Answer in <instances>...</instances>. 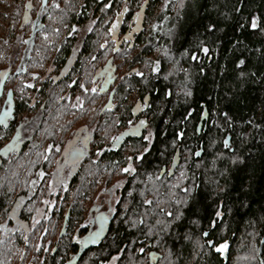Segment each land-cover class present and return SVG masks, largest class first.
<instances>
[{
	"label": "trees",
	"instance_id": "obj_1",
	"mask_svg": "<svg viewBox=\"0 0 264 264\" xmlns=\"http://www.w3.org/2000/svg\"><path fill=\"white\" fill-rule=\"evenodd\" d=\"M142 1L132 0L131 12L124 22L127 24L138 16L137 23L141 25L136 28L138 36L135 41L141 47L133 57H123L128 51L120 49L118 59L140 63L143 53H146L148 63L154 65L151 72H146L149 65L144 68L138 65L142 76L126 75L121 79L116 102L122 108L119 130L134 116L136 106L142 104V115L150 128L151 144L144 152L142 147L146 141L143 137H134L130 139L129 146H121L118 153L111 156L113 158H108L109 163L105 166L111 168L113 159L120 162L125 159L124 165L127 166L126 159L131 154L141 157L140 162H135L134 178L120 176L125 182L120 190L121 197L125 195L127 198L126 208L120 216L118 208L111 213L108 231L99 246L83 251L71 260V264H103V255L107 257L121 250L125 255L128 248L135 246L144 249L139 252L140 256L147 250L152 252L153 258L150 260L148 257V264L162 263L167 251L168 264H264V0H187L183 5L178 0H150L141 14L137 10ZM120 2L122 5L123 1ZM79 4L77 0L61 1L56 10L61 16L60 22L55 24L50 20L51 11L43 21L41 30L53 33L57 26V33L64 38L60 44L62 48L74 44L76 36L73 34L77 30L71 29H78L74 24L83 21L79 20ZM253 17L257 23L255 29L251 27ZM63 23L69 25L67 30H63ZM147 24L148 34L144 35L142 26ZM96 29L88 32L84 50L88 49L93 57L97 54L107 56L109 51L99 47L105 37L95 33ZM40 42L34 38L33 50H38L39 54L28 57H36L39 63L51 55L57 64L68 52L62 48L56 51L54 44ZM155 48L158 53L153 55ZM202 48H207L208 52ZM157 61L159 69L153 73L152 68ZM240 61L244 63L240 64ZM83 69L82 61L77 58L73 70L80 75ZM41 77L36 93L43 99L38 100L36 120H30L31 112L29 115L17 114L24 113L25 109L30 111L26 98L12 103L17 125L24 123L25 130L31 128L35 132L33 138L19 143L18 153L13 156L18 157L26 172L12 182L19 187L18 191H11L12 194L25 193L35 181L34 177L47 172L48 163L42 160L51 154L48 142L57 145L62 139V133L51 120L53 115L57 111L59 117L69 115L61 127L64 129L72 121L85 116L83 111L88 110V100L98 96L97 92L82 89V82L66 91L67 85L53 84ZM22 81L19 79L16 84L20 85ZM84 85L90 89L87 83ZM127 87L135 89L138 97L135 103L132 100L125 103ZM9 91L13 95V88ZM94 113H87L86 118L96 117ZM205 114L207 120L202 122L197 133V122ZM14 131L13 126L7 129L10 134ZM226 139L228 147H225ZM126 148L129 149L127 152ZM199 148L201 154L197 157L194 152ZM175 151L179 152L180 164L183 159L188 158L189 161L185 162L181 179L184 182L171 186L169 182L178 169L174 170L173 176L162 179L157 178V171L160 166L168 165ZM92 166L94 168L95 164ZM147 168L154 177H146ZM107 172L105 179L113 173L112 169ZM46 190L47 185L39 186L33 195L36 199L28 200L20 208L21 218L31 228L23 225L21 229L18 227L5 235L0 232V238H25L32 236L39 227L45 229L48 219L39 218V210L46 213L47 206L43 204ZM154 196L159 197L161 204H155L157 199ZM4 197L10 198L8 195ZM145 200L150 203L145 204ZM77 203H73L70 214L78 210ZM9 207L5 203L2 209L7 212ZM217 211L221 213L219 217L215 215ZM169 212L173 216H168ZM176 214H180L179 220L175 219ZM33 218L39 223L34 224ZM212 222L214 225L209 227ZM204 231L210 233L206 238L202 236ZM206 239L212 240L214 246L227 243L226 261L214 246L205 244ZM21 242L22 247H31L32 243L26 245ZM253 252L254 262L248 256ZM29 254L30 261L35 263L37 255L34 249L29 250ZM235 256L242 257L241 262H233Z\"/></svg>",
	"mask_w": 264,
	"mask_h": 264
},
{
	"label": "flooded vegetation",
	"instance_id": "obj_2",
	"mask_svg": "<svg viewBox=\"0 0 264 264\" xmlns=\"http://www.w3.org/2000/svg\"><path fill=\"white\" fill-rule=\"evenodd\" d=\"M29 0H22V4H18L16 7V15L19 17L20 21V27L24 29L25 27H28L30 29V37H31V45L28 49H33V43L34 38L36 34L44 27V20L51 11V17H56V10L58 7H55L54 5H58L61 1L65 0H47L44 3V7L41 8V2L42 0H30L31 1V8L29 11V15L26 18L25 22L23 21V15L26 8V3ZM123 4L121 5L120 0H81L78 8L79 12V20H83L81 23L74 24V26H78V29L76 33L73 35H77V32L80 28L81 32V40L78 41L77 36L74 41V44L71 45L69 48H62V45L56 46V51L60 50L61 48L63 50L68 49V52L66 55L63 56V60L59 61L57 64L54 63V65H51L50 68L47 70L46 74L42 76V80L51 81L53 84L56 83H63L67 85L66 91L70 90L72 86L76 83H84L88 84L90 89L95 87L96 92L98 93V99L101 100L99 108L96 110V117L91 116L90 119L86 118L87 115V109L83 111L85 116L80 117V119H77L76 121H72L67 127L64 129L60 128L59 133H62L60 137H62L61 142L57 145H54L53 142H48L49 150L53 157H51V154L48 158H44L42 160L46 161L48 163L46 169L47 172H43L41 174H38L35 178V181L31 183V188L26 190V192L19 191L16 194H13L12 197L6 198L4 196H0V232L2 231V228L6 225L8 228H11L10 231L17 229L20 227L22 228L23 225H26V227L29 229L31 226L28 225V222L24 221L20 216V208L28 201H34L36 199H33V195H35L38 192V187L47 185L46 193L44 194V197L51 196L54 203H57L58 208L61 209V206L63 202L67 204L66 212H71L72 207V196L74 195H80L84 196L86 195V187H87V181L93 180L98 181L99 179L102 180L104 177V173H106L107 170L112 169L111 176L114 175L119 176V179H117L115 182H113L110 185L111 189H113V194L120 193L121 194V187L124 185V178H120L121 175H125L126 179L129 177L136 176V163L140 162V159H136L134 154H131V160L128 158L126 159L127 166L124 165L125 159H123L121 162L117 159H113L111 161V164L113 166L106 167L105 164H107L108 158H113L114 154H117L120 150V147L124 146L125 144H129L130 139H135L134 137H144L150 135V128L147 124V121L145 117L142 115V104H138L135 108L134 116L132 118H129V121L126 123V125L119 130V117H120V111H122V108L117 106L118 102H116V92L118 91V85L121 79H123L126 75L129 77H132L136 74V72H139V62L136 61H128V60H119L118 59V52L120 49H123L125 51H128L127 54L123 57H133L134 55L130 56V53L133 51L138 50L141 46L139 44H136L135 41L136 36H138V33L136 32L137 26L140 24V22L137 23V17H133L127 24L124 23L125 19L128 17L129 13L131 12V2L132 0H122ZM150 0L146 1L143 0L138 7L137 12L142 14V11L146 10V3H148ZM107 5V7H106ZM125 9H127L125 11ZM118 13H122V15H118ZM145 14V13H144ZM143 14V15H144ZM54 22V21H53ZM144 22L146 23V19L144 18ZM57 24V22H54ZM66 28H69V25L67 23ZM80 24V25H79ZM113 24L116 25V27L113 29ZM141 25V24H140ZM125 26L127 28H125ZM147 25L142 26V33L144 35L148 34V28ZM95 27L98 28L95 33H98L100 37L103 38L100 42V45H104L103 48L100 47L103 51H109V55L103 56V55H95L94 57L92 54L87 52V50H84L83 43L85 42L86 36L88 32H91L95 30ZM57 28V26H56ZM55 28V29H56ZM112 29V31H110ZM55 31V30H54ZM23 34L17 35L15 37L14 42L16 44H19V49L22 47L23 41ZM100 38V39H101ZM27 39H25L26 42ZM79 42L78 44H76ZM28 47V46H27ZM26 47V49H27ZM22 50V49H21ZM141 50V49H140ZM90 53V54H89ZM96 54V53H95ZM29 57V55L27 56ZM23 58V57H22ZM62 58V57H61ZM80 58L82 61V66H84V69L82 70L81 74L79 75L77 71H74V65L76 62V59ZM148 67L146 72H151V66H153V63H148ZM25 71V68L21 72ZM17 73L18 71L15 70ZM11 67L2 68L0 69V79L3 78L5 80L4 87H6L8 78L12 75ZM4 89V88H3ZM9 89V88H7ZM126 94L124 96V100H132L137 101L138 97L136 96L137 93L134 88L127 87V90L125 91ZM3 90H0V96H2ZM14 93L13 95L10 94V91L7 90L6 95L4 96L3 101L0 103V164L3 163L8 164L11 162V154H7L8 150H13V156L18 153L19 143L24 141V139H29L30 137H34L33 133L34 130L32 129H24V123L18 124V120H15V111L14 106L12 103L14 102ZM37 93H35V97L31 99L29 102L30 106V112L32 111L30 120H33L38 117L39 115V108H38V100L36 98ZM137 97V98H136ZM132 108L135 106L131 105ZM131 110V108H130ZM200 119V118H199ZM36 120V119H35ZM80 120V123H77V121ZM207 119L205 118L202 122L205 123ZM140 121H144V124H140ZM199 121V120H198ZM17 122V123H16ZM198 123V122H197ZM112 124V125H111ZM202 125V123H201ZM14 127L15 131L13 132L12 136H10L9 139H7V129L9 127ZM197 126V125H196ZM26 128V127H25ZM63 130V131H62ZM197 132V131H196ZM35 133V132H34ZM16 136V137H15ZM151 137V135H150ZM146 141V140H144ZM149 141V142H147ZM142 150L144 151L145 148H149V145L151 144L150 139L147 140ZM228 143V142H227ZM52 146V149H51ZM79 149L82 152L81 157L78 160H75L73 163H70L71 154L73 153L74 149ZM201 149L199 148L194 152V155L196 152ZM54 152V153H53ZM145 152V151H144ZM176 152V151H175ZM8 155V156H7ZM174 155V154H173ZM200 156V155H199ZM197 156V157H199ZM173 157V156H172ZM172 157L166 167L160 166L157 171V178L162 179L166 176L171 177L174 174V171L172 175L168 174V168L170 166ZM15 160H18V157H14ZM93 164H95L93 168ZM180 164V160L178 165ZM131 165V168L134 169V171L130 172H123L121 169L129 167ZM178 165L175 167V169L178 167ZM174 169V170H175ZM147 173L145 174L147 178L154 177V173L151 172L150 168H147ZM92 173L91 176L88 177V173ZM51 178V181L44 185L45 179ZM108 178V179H109ZM120 179H123L120 181ZM43 181V182H42ZM65 182V183H64ZM43 183V184H42ZM52 185L54 187H52ZM40 191V190H39ZM42 192V191H40ZM127 194V193H126ZM75 202V200H74ZM73 202V203H74ZM5 203L7 205H10L7 212H4L2 207L5 206ZM17 208V212L14 215V209ZM103 205H93L90 210L94 212V217L92 216L91 219V226L85 227L84 232L82 234L74 233L72 237H69V245H70V251L68 252V258L64 261L63 264H71V260L75 258L77 255L81 254L83 251L86 250H92L99 246V243H101L104 240V237L101 239L99 243L96 245H92L89 247H83V238L84 236L96 229L97 223L95 220V216L98 212L104 213L109 220L111 221V215L107 212L109 209L105 210L102 208ZM116 211V210H115ZM4 212V213H3ZM113 213L112 211H109ZM107 213V214H106ZM70 214V213H69ZM70 216V215H69ZM65 215L63 217V225L65 228L61 230V234L66 230V222L64 221ZM213 224V222L211 223ZM3 234V233H1ZM60 234V235H61ZM2 237V236H1ZM22 238L21 241H24V243L27 245L28 242H30V237ZM7 238H0V242L6 240ZM21 239V238H17ZM61 239V238H59ZM225 243V242H221ZM220 243V244H221ZM57 244V243H56ZM29 250H31V247L28 248V246L22 247L21 251L18 256V260L16 264H34V262L30 261L31 254H29ZM45 250H49V246L45 247ZM35 254L38 256L40 253V245L35 246L34 248ZM226 253V249L224 250ZM50 256H56L58 254V245H55V243L52 246V249L50 251ZM148 257L151 260L153 258V254L151 251L148 250ZM220 257L221 254L219 253ZM29 256V258H28ZM28 258V259H27Z\"/></svg>",
	"mask_w": 264,
	"mask_h": 264
},
{
	"label": "rangeland",
	"instance_id": "obj_3",
	"mask_svg": "<svg viewBox=\"0 0 264 264\" xmlns=\"http://www.w3.org/2000/svg\"><path fill=\"white\" fill-rule=\"evenodd\" d=\"M21 1L22 0H0V69L11 67V71L13 72L12 75L8 78L6 87H4L5 80L3 78L0 79V90L1 91L3 90V94L2 96H0V103L1 101H3L7 90L9 91V89L7 88H13L14 94H15L14 100L16 102H19V100L21 101L23 98H26L27 99L26 102L27 104H29L31 99L35 97L36 90L40 88V85H39L40 83L38 80L39 77L44 76L47 70L50 68V66L54 65V62H55L52 59L51 55H48L46 60L40 63L37 60H35L36 57L35 58L27 57L28 55L36 56L39 54V52L38 50H33L32 48L28 52V49L30 45L32 44L31 37H30L31 32H30V29H28V27H25L24 29L20 27L19 17L16 15V8H17L16 6L18 4L21 5L22 4ZM77 1L80 2L81 0H77ZM186 1L187 0H178V3H181L183 5ZM174 6L175 5H173V8ZM71 8L72 6L68 7V10ZM55 15H56L55 18L51 17L52 16L51 15L50 20H52V22L53 21L54 22L56 21L57 23L60 22L59 17L61 16L57 12ZM62 26H63L62 27L63 30L68 29V27L66 28V24L64 23L62 24ZM73 29L77 30V27L75 28L72 27L71 30L75 31ZM57 30L58 28H56L53 33L49 32L46 29L40 30L36 34L35 38L38 41H41L40 42L41 44L45 42L47 44H54V46H58L61 44L64 38H63V35H59L57 33ZM81 32L82 31L79 28L77 35H76L78 41L81 40ZM21 34H23L22 36H23V41H24L21 47L22 50L19 49L20 47L19 44H16L14 42L15 37ZM25 39H27L26 42H25ZM78 43L79 42H77L76 44ZM137 51L138 50L131 52L130 56L135 55ZM157 53H158V50L155 48L153 55H156ZM147 55L148 54L143 53V57H142L143 59L140 60L141 61L140 63H138L141 68H144L145 65L146 66L148 65ZM23 68H25L26 71L21 72ZM15 70H17L18 72L16 73ZM19 79H22L23 83L20 85H17L16 81ZM27 85H31V87H27ZM43 87H45V85H43ZM58 87H56L55 90H57ZM36 98H38L37 100L39 101L43 99L41 98V96H38V95H36ZM126 101L127 100L125 99V103L128 102ZM100 103H101V100L98 99V96L94 98L91 97V99H89L87 102L88 113L89 114L91 112L94 113V111H96L99 108ZM29 113L30 111L27 112V109L24 110V113L17 112V114L18 115L20 114V116L22 114L29 115ZM68 118H69V115L59 117V113L57 111L55 115H53V118L51 120L53 121L54 125L57 126L58 131H60V128L65 123V121L68 120ZM78 122H81V121L78 120L77 123ZM32 134H34V132ZM11 135L12 134L7 133V137H8L7 139H9ZM129 145L130 144H127L126 147ZM128 150L129 149L126 148L125 152H127ZM13 152H15L14 149L13 150L11 149V150H8V153H7V154L12 155V157L9 156L11 157V162L9 166L7 165L5 166V164L0 166V182H1L0 183V194L4 196L8 195L10 197H12L13 195L11 191L13 190L18 191L19 189V187L16 186L15 182L14 184H12V182L14 181V179H17L19 176L23 177L26 172V169H24L22 167V164L19 162V159L15 160V158L13 157V154H14ZM183 155L185 156L186 154L184 153ZM188 161H189L188 158L183 159V163H181L180 166L177 167L178 171H176V175L169 182V185L175 186L177 183L182 184L184 182V180H181V179L183 178V174H184L183 172L186 168L185 162H188ZM108 174L109 173L106 171V173H104L103 179L102 180L99 179L98 181H95V182L89 179L87 181L86 195L84 196L74 195L71 197L73 200L72 205H73L74 200L78 201V203L76 204L78 206L77 207L78 210H76V212L74 213L69 214L70 215L68 216L69 221L67 220L68 223L66 222V228L67 227L68 228L64 230L62 234L60 232L61 230L65 228V226L62 223H63V217L66 212L65 210H66L67 204L64 201L61 206L60 211H57V208H58L57 203L53 202L51 196L44 199L43 204L47 206L45 209L46 213L45 211H43V209H40L39 218L48 219L47 220L48 222L47 224L44 225L45 229L41 230L42 227H39L38 229L34 231L32 236H30V243H32L31 250H33L36 245L37 246L40 245V253L36 257V262L34 264H62L64 263V261L68 258L67 254L70 251V245L68 242L69 241L68 238L72 237L74 233H78L79 235L82 234V232H84L85 227L91 226L92 216L94 217L95 215L94 212L90 210V208L93 205H98V204L103 205L102 208H104L105 210L109 209V211H112V212H115V210H117L118 208L117 210L118 214L119 216L121 215L122 211L126 208L127 198L125 197V195L121 197L120 193L115 192V194H113V189H114L113 187L111 189H108L110 188V185L113 182L119 179V176H116V175H114L113 177L111 176V178L109 179L108 178L105 179L108 176ZM91 175H92L91 172L88 173V177ZM50 181H51V178L45 179L44 185L47 184V182L49 183ZM52 187L54 186L52 185ZM128 195L129 193H127V196ZM8 198L9 197H7V199ZM155 198L157 199V202L155 204L156 205L161 204L159 197L154 196V199ZM45 201H47V203H45ZM17 208L18 206H16V208L14 209V215L17 212ZM109 211L107 212L111 215V212ZM10 230L11 228H8L5 225L2 228L3 232L1 233L5 235ZM6 238L7 239L4 240L0 244V252H1L0 255L3 257V258L1 257L0 259H2V264H16L20 250L22 248L21 246L22 236L20 237L12 236V237H6ZM17 238H21V239L17 240ZM244 241H245V238H243L242 243H244ZM54 243L55 245H58V254H56V256H50L49 253ZM47 244L49 246L48 251L45 250V247L47 246ZM138 249H140V247L138 246L137 247L135 246L134 248L130 247L125 251V255L121 252L122 250L117 253L113 252L109 254L107 257H104L105 255H103L102 263L103 264H148V254H147L148 250L146 251V253H144L143 256H140L141 253H139L140 251H138ZM168 253L169 252L167 251L166 258L160 264L169 263ZM253 255H255L254 252L252 253V255L248 254L250 259H252V261L254 262V258L252 257ZM113 257H116V259L113 260ZM240 258L242 257L235 256L233 258L234 260L233 262H235V260L239 262ZM187 264H195V263L189 262Z\"/></svg>",
	"mask_w": 264,
	"mask_h": 264
},
{
	"label": "water",
	"instance_id": "obj_4",
	"mask_svg": "<svg viewBox=\"0 0 264 264\" xmlns=\"http://www.w3.org/2000/svg\"><path fill=\"white\" fill-rule=\"evenodd\" d=\"M47 0H43V3H45ZM148 1V0H146ZM30 8H31V1L29 0L27 3H26V8H25V11H24V15H23V21L25 22L26 18L28 17L29 15V11H30ZM207 118V114L205 115H202L200 116V119L197 123V126H196V131L197 133L200 131V128H201V123L202 121ZM228 139H226L225 141H227ZM196 153H199L200 155V150ZM82 155V152L79 150V149H74L73 150V153L71 154V160H70V163H73L75 160H78ZM199 155H196L195 156H199ZM179 160H180V157H179V152L176 151L172 157V160H171V163H170V166L168 168V174L169 175H172L175 167L178 165L179 163ZM68 216H69V212H67L65 214V218H64V221H66L68 219ZM95 220H96V223H97V227L96 229H94L93 231L87 233L84 238H83V247H89V246H92V245H96L97 243H99L101 241V239L106 235L107 231H108V227H109V224H110V220L109 218L102 212H98L95 216ZM221 258L224 259V261H226V254L223 253L221 255Z\"/></svg>",
	"mask_w": 264,
	"mask_h": 264
},
{
	"label": "snow or ice",
	"instance_id": "obj_5",
	"mask_svg": "<svg viewBox=\"0 0 264 264\" xmlns=\"http://www.w3.org/2000/svg\"><path fill=\"white\" fill-rule=\"evenodd\" d=\"M54 6H55V7H58V5H54ZM43 7H44V3H43V0H42V2H41V8H43ZM106 7H107V5H106ZM126 10H127V9H125V11H126ZM118 15H122V13H118ZM115 27H116V25L113 24V29H114ZM251 27L254 28V29L257 27V23H256V18H255V17L252 18V21H251ZM73 30H75V29H73ZM110 31H112V29H110ZM69 34H71V33H69ZM100 47L103 48L104 45H101ZM201 50L204 51V52H208V49H207V48H202ZM193 58L195 59V56H194ZM243 63H244L243 61H240V64H243ZM158 69H159V62L157 61V62H156V65L152 68V72L155 73V72L158 71ZM136 75H137V76H142L143 74L140 73V72H136ZM165 78H166V77H165ZM27 87H31V85H27ZM80 87H81L82 89H85L86 92H87V91H91V92H93V93L96 92V88H95V87H93V88H91V89H87V88H85V85H84L83 83L80 84ZM187 94L190 95L191 93H187ZM79 100H80V98L77 97V101H78V102H79ZM144 123H145L144 121H140V124H144ZM150 135H151V134H150ZM150 135H149V136H145V137H144V140H146V141L149 140V139H150ZM177 139H179V136L177 137ZM225 147H228V143H227V141H225ZM144 151L147 152L148 149L145 148ZM196 155H199V153H196ZM128 159L131 160V157H129ZM136 159H140V157H136ZM121 171H123V172H130V171H134V169H132V168H131V165H129V167L123 168V169H121ZM45 203H47V201H45ZM144 203H145V204H149L150 201L145 200ZM177 203H179V201H177ZM167 215L171 217V216H173V213L169 212ZM215 215H216V217H219V216L221 215V213H220L219 211H217ZM175 219H176V220H179V219H180V214H176V215H175ZM33 220H34V224L39 223V221H36L35 218H33ZM158 223H159V222H158ZM213 225H214V222H213V224H210L209 227H212ZM209 234H210V233H209L208 231H204V232L202 233V236L206 238V237L209 236ZM186 238H187V237H186ZM26 239H27V238L25 237V240H26ZM205 244H206V245H209V246H214V245H213V241L210 240V239H206V240H205ZM226 248H227V243H226V242H225V243H221V244H219L218 246H214L215 251H217V252L220 253V254H223V253H224V250H225ZM138 251L143 252L144 249H143V248H140V249H138ZM115 259H116V257H113V260H115Z\"/></svg>",
	"mask_w": 264,
	"mask_h": 264
},
{
	"label": "bare ground",
	"instance_id": "obj_6",
	"mask_svg": "<svg viewBox=\"0 0 264 264\" xmlns=\"http://www.w3.org/2000/svg\"><path fill=\"white\" fill-rule=\"evenodd\" d=\"M70 213V212H69ZM225 253V252H224ZM225 254H227V253H225ZM222 255V254H221Z\"/></svg>",
	"mask_w": 264,
	"mask_h": 264
}]
</instances>
